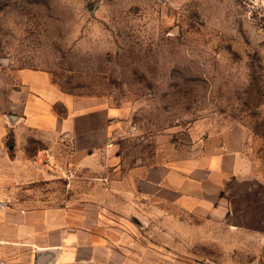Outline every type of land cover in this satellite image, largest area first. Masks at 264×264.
<instances>
[{
  "label": "rangeland",
  "instance_id": "rangeland-1",
  "mask_svg": "<svg viewBox=\"0 0 264 264\" xmlns=\"http://www.w3.org/2000/svg\"><path fill=\"white\" fill-rule=\"evenodd\" d=\"M244 1L0 0V79L38 68L66 93L107 98L133 130L129 161L234 133L248 169L225 207L146 204L128 221L138 264H264V11L251 19Z\"/></svg>",
  "mask_w": 264,
  "mask_h": 264
},
{
  "label": "crops",
  "instance_id": "crops-1",
  "mask_svg": "<svg viewBox=\"0 0 264 264\" xmlns=\"http://www.w3.org/2000/svg\"><path fill=\"white\" fill-rule=\"evenodd\" d=\"M116 112L107 98L64 92L42 69L0 79V264H138L144 246L128 221L146 204L200 215L225 207L248 169L234 133L206 139L198 154L129 161L134 133ZM42 150L59 175L74 171L61 180L69 193L58 174L31 165Z\"/></svg>",
  "mask_w": 264,
  "mask_h": 264
},
{
  "label": "built area",
  "instance_id": "built-area-1",
  "mask_svg": "<svg viewBox=\"0 0 264 264\" xmlns=\"http://www.w3.org/2000/svg\"><path fill=\"white\" fill-rule=\"evenodd\" d=\"M246 8L248 11V16L254 19L255 15L262 14L264 11V0H245ZM31 165L38 171L43 172H52L58 174L63 168L62 165L56 160L55 156L48 150L39 151L31 159ZM63 178H71L74 176V171L72 169H64V173L59 175Z\"/></svg>",
  "mask_w": 264,
  "mask_h": 264
},
{
  "label": "water",
  "instance_id": "water-1",
  "mask_svg": "<svg viewBox=\"0 0 264 264\" xmlns=\"http://www.w3.org/2000/svg\"><path fill=\"white\" fill-rule=\"evenodd\" d=\"M207 264H212V263H207Z\"/></svg>",
  "mask_w": 264,
  "mask_h": 264
}]
</instances>
